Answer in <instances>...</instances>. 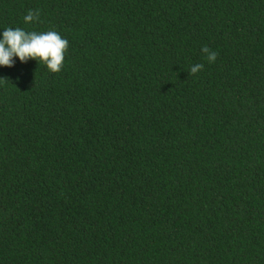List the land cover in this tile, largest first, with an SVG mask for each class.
Listing matches in <instances>:
<instances>
[{
	"label": "trees",
	"instance_id": "obj_1",
	"mask_svg": "<svg viewBox=\"0 0 264 264\" xmlns=\"http://www.w3.org/2000/svg\"><path fill=\"white\" fill-rule=\"evenodd\" d=\"M6 27L68 48L0 67V264H264V0H0Z\"/></svg>",
	"mask_w": 264,
	"mask_h": 264
},
{
	"label": "clouds",
	"instance_id": "obj_2",
	"mask_svg": "<svg viewBox=\"0 0 264 264\" xmlns=\"http://www.w3.org/2000/svg\"><path fill=\"white\" fill-rule=\"evenodd\" d=\"M38 19L39 10H28L23 17L25 24ZM67 48L68 40L54 30L36 32L26 31L21 27H6L0 30V67H13L17 60L20 63L35 60L43 64L48 71L57 73L61 71ZM200 51L205 54L209 63L215 62L216 52L211 51L207 46L202 47ZM203 67V64H194L190 72L196 74Z\"/></svg>",
	"mask_w": 264,
	"mask_h": 264
}]
</instances>
